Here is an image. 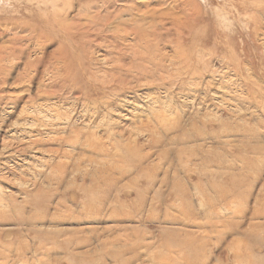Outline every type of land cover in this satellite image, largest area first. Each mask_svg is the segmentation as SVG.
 <instances>
[{"label": "rangeland", "instance_id": "rangeland-1", "mask_svg": "<svg viewBox=\"0 0 264 264\" xmlns=\"http://www.w3.org/2000/svg\"><path fill=\"white\" fill-rule=\"evenodd\" d=\"M0 264H264V0H0Z\"/></svg>", "mask_w": 264, "mask_h": 264}]
</instances>
